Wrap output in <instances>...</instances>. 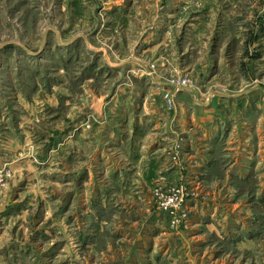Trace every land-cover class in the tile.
Returning a JSON list of instances; mask_svg holds the SVG:
<instances>
[{
	"label": "rangeland",
	"instance_id": "1",
	"mask_svg": "<svg viewBox=\"0 0 264 264\" xmlns=\"http://www.w3.org/2000/svg\"><path fill=\"white\" fill-rule=\"evenodd\" d=\"M0 264H264V0H0Z\"/></svg>",
	"mask_w": 264,
	"mask_h": 264
},
{
	"label": "crops",
	"instance_id": "2",
	"mask_svg": "<svg viewBox=\"0 0 264 264\" xmlns=\"http://www.w3.org/2000/svg\"><path fill=\"white\" fill-rule=\"evenodd\" d=\"M206 122H203V124H205ZM211 123V121L210 122H208V124H210Z\"/></svg>",
	"mask_w": 264,
	"mask_h": 264
}]
</instances>
